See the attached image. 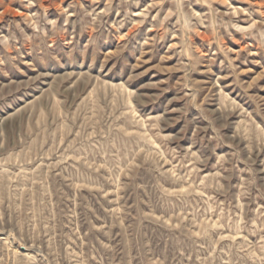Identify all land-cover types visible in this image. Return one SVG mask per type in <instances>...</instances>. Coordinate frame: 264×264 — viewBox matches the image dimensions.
<instances>
[{"label": "rangeland", "instance_id": "rangeland-1", "mask_svg": "<svg viewBox=\"0 0 264 264\" xmlns=\"http://www.w3.org/2000/svg\"><path fill=\"white\" fill-rule=\"evenodd\" d=\"M0 264H264V0H0Z\"/></svg>", "mask_w": 264, "mask_h": 264}]
</instances>
